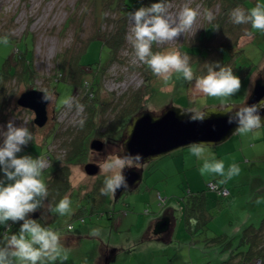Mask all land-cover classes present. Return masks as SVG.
Here are the masks:
<instances>
[{"label":"rangeland","instance_id":"1","mask_svg":"<svg viewBox=\"0 0 264 264\" xmlns=\"http://www.w3.org/2000/svg\"><path fill=\"white\" fill-rule=\"evenodd\" d=\"M93 1L96 5H93ZM135 1L125 0L128 4H133ZM168 2L173 18L177 17L180 9L185 5L196 9L199 15L191 31H187L177 40L163 45V51L178 50V46L182 43L186 44L185 49L190 48L188 45L196 43L201 29L207 24L204 16L205 12L210 11L214 15L219 13L218 0H213V3L207 4L205 0V3L203 0H169ZM242 2V7L244 6L245 10H250L256 4L264 5V0H242ZM95 8H97V13L94 11ZM206 8L208 10H205ZM100 11V0H0V34L7 33L10 36L9 38L6 35L0 36V38L6 36L9 40L7 45L0 43V68L3 67L6 59L12 60L15 57L14 53H16L17 49L22 53L25 51V56H28L29 59H31L29 56H32V65L36 73L32 85L53 94V89L55 91V99L47 105L48 121L42 127H38L33 123L32 111L17 105L16 99L26 89V84H21L14 79L9 84L11 86L10 94L8 93L7 96L9 103L7 107L10 112L5 120L0 121V126L4 125L8 120H12L17 126L27 127L32 133L33 139L18 156L30 154L34 158L39 156L40 153L47 151L51 135L48 137L46 135L52 133L53 126H56L57 129L53 133L52 142L48 145L50 152L44 155L50 163V167H47L46 173H53L58 167L68 174L69 181L66 191L62 193V198L67 196L71 201L70 211L67 214L61 216L55 212L53 209L59 200L52 203L47 198L43 207L35 213H31L30 217L37 219L42 226L55 230L59 234L61 245L64 252L67 253L68 259L66 261L57 260L55 261L56 263L97 264L100 250H104L103 245L115 243L127 244L128 240L134 241L135 234L144 230L151 217H154L152 213L163 209L158 205L157 195L160 193L163 198L167 197L168 199L169 197H173L172 202H174V215L176 218L174 239H178V244L181 246L190 245V247L198 249L199 259L203 260L202 262H209L191 263L190 257L186 256V248L182 247L180 251L181 253L185 251V263L178 264H231L214 263L218 262L217 259L222 254H226L223 256V260L229 255V251L223 250L221 247L224 240H230L233 234V225L236 223L234 221L233 224L229 225L228 219L224 217L225 213L229 212L228 199L230 197L226 198L224 196L226 198V200L223 199L225 201L224 204L222 205L220 201V205H218L214 191H208L206 192V196L202 198L206 200L204 206L199 205L200 203H193L197 199L201 200L199 192L203 186L191 184V174L193 172L189 165L196 164V162H192L190 156L185 159L186 166L183 168L178 154L180 148L163 155L150 164H142L141 166L145 165V167L138 186L123 190L120 195L116 192L115 196L111 194L102 195L100 189L103 187L106 175H108L103 171L102 166L104 161L116 155H121V147L117 141H115V144L112 142L107 143L108 145H105L99 152L94 151L89 146L91 138L97 132L93 129L85 140L84 147L80 148V151L73 156L68 155L69 149L73 145L70 144L71 139L66 137V135L72 129L74 125L73 121L78 120L80 117L77 116L75 109L68 111L62 106V100L70 95L72 88L62 78H55V74L59 73L57 66L63 59L62 55L65 57L69 55L74 58L75 55H78V51L83 49L85 41L95 35L98 25L102 29L107 26L108 17L113 14L105 9L103 11L104 20L100 23ZM96 15L97 17L99 16V19L95 18ZM125 27L128 36L131 29L128 17ZM211 28H213L212 25L211 27H207V31H203L199 36L204 40L202 41L203 44L200 43L199 50L209 40L212 42L210 47L212 45L216 47L215 44L221 41L220 36H214L212 39L209 37L212 34ZM248 29L252 33L251 36L246 35V32H249ZM246 32L240 38V48L233 56H230L232 54L231 49H229L230 47H218L220 50L219 55H223L225 62L230 57V62L227 63L226 67L231 68L234 74L242 81L240 92L230 98L229 101L234 106L245 101L250 87L255 84L260 76H264V33L252 29L250 25L249 27L247 25ZM125 42L126 46L123 44L121 46L122 49L120 48L118 51V55H121L120 58L108 64L104 72H100V96L104 99L108 96L112 101H116L117 97L121 95H124L126 99L130 92L139 90L143 86L144 78L139 69L130 68L134 63L137 66L140 63L135 61L131 51V44L127 38ZM99 45L98 39H88L85 50L82 52L81 60L87 62L88 60L97 61L99 59L102 63L107 53ZM29 49L32 51H28ZM207 53V48L205 47L201 53L202 57H205ZM209 57H212V53H210ZM122 60L123 62H121ZM213 61V59H209L208 64ZM190 64L196 76H198V73H205L207 71L206 65L198 69L195 64L191 62ZM85 69L90 70V68ZM192 85L193 83L186 82L182 78L178 79L177 75H174L168 84H165L156 76L152 77L148 86L149 95H146L144 98H148V101L147 103L143 102L142 106L146 105L148 111L158 114L170 104L194 111L201 110L203 107L220 104V101L215 98L205 97L202 94L194 95ZM82 90L83 88L81 90H77L76 88L73 92L72 97L75 101L77 97L76 93ZM84 90L87 91V86H84ZM124 102L125 100H123ZM52 107L54 110L61 108L53 112ZM121 128L116 130L115 133L118 132V134H114L115 137L119 136ZM2 131L3 129L0 127V132ZM263 131L262 137H264ZM97 134L102 136L108 133L106 134V130L101 128V131L99 130ZM122 138L120 137V139ZM0 140H2V136H0ZM258 147L259 145L256 144L255 148H250V156L253 152L257 156L256 159L250 157L252 163L248 165V169L246 163L242 161L237 163L240 172L229 179V183L232 182L234 184L240 181H248L255 171L264 174V155L262 156V152L257 150ZM69 156L70 158H68ZM242 160L245 159L242 158ZM92 162L98 164L99 170L97 173L91 175L85 172L84 167L87 163ZM158 164L164 170L161 171L164 177L166 176L168 179L158 180L160 177H163L159 172L156 173V177L153 179L154 168ZM228 166L225 165L226 171ZM148 171H151V173L149 174ZM57 174L59 173L56 172L55 175ZM48 175L46 174L47 177ZM2 177L3 174L0 173V178ZM217 179L222 180L220 177H217ZM48 181L51 180L49 179ZM54 181H51V183L55 184L56 182ZM250 182L254 183L253 178H251ZM152 185H154L153 189L151 188ZM192 187L195 188L192 189L195 191L190 190ZM236 190L237 193L234 194L233 198L237 201L235 212L238 214V217L244 218L243 212L249 209L255 213L252 221L257 222L254 218L264 214V191L261 193L255 191V195L246 196L247 191L244 188L240 190L238 187ZM256 192L258 193L257 195ZM193 197H196V199L193 200ZM80 206H84L86 210L78 213L84 218V221L80 220L81 217L75 211V208H80ZM144 210L148 212H144ZM205 215L206 218H204ZM68 224H71L73 229L67 228ZM189 226L192 228L196 227L191 232L192 234L197 233L195 238L189 233ZM12 228L13 230H19V223L15 227L12 226ZM93 228L101 229L99 237L90 234ZM204 231H207L209 238H205L206 233ZM15 232L18 231L16 230ZM224 232L227 234L225 239ZM217 238L220 239L216 240ZM237 239L238 237L231 239L233 240V246L237 242ZM206 240L210 241L212 245L207 247L202 246ZM194 244H198L203 251H199L198 246ZM156 251L158 250L153 249L148 252L147 248L141 249L136 244L132 248V251L120 252L117 261L111 264H169L163 263V255H161L163 253L158 254ZM152 253H154V256L151 259ZM192 257L196 261L198 258L197 253L193 254ZM55 262H52V264H55ZM99 262L100 264L103 263V259Z\"/></svg>","mask_w":264,"mask_h":264},{"label":"clouds","instance_id":"2","mask_svg":"<svg viewBox=\"0 0 264 264\" xmlns=\"http://www.w3.org/2000/svg\"><path fill=\"white\" fill-rule=\"evenodd\" d=\"M127 15L131 24L127 39L132 46L135 61L146 65L165 84L177 75L178 79L193 83L194 89L203 96L219 100V110H212L211 114L226 116L227 123L236 124L237 133L247 134L261 127L260 112L264 110V97L250 105L245 103L239 108L229 102L242 87L241 79L231 68L214 61L209 64L205 75L196 76L189 55L182 54L177 49L153 51V45L163 46L191 31L199 15L196 9L185 5L177 17L173 18L168 0H158L149 6L142 5ZM204 16L209 23L216 19L210 11H206ZM230 19L234 24H247L264 33V5L256 4L250 10L236 7L230 12ZM216 29H219L218 25L215 26L214 30ZM246 35L251 36L252 33L246 32ZM0 43L7 45L9 40L5 36L0 38ZM54 99L53 93L44 91L42 101L49 103ZM61 103L68 111L75 109L80 118L74 120L73 124L83 128L86 123L83 115L85 106L71 96L65 97ZM209 114L208 110L197 112L191 115V119L203 121ZM0 127L3 129L0 132V173L3 174L0 178V225L5 229L0 234V264H52L57 260L66 261L68 256L63 250L57 231L42 226L37 219L30 217L31 213L43 207L48 198L49 191L41 175L45 168L50 167V163L45 156H18L33 139L27 127L17 126L12 120ZM124 143H127L126 139ZM210 147V144L204 143H193L189 146L191 154L203 161L200 169L202 175L214 173L224 178L221 183H226L239 174L240 168L236 163L229 165L225 171L224 161L217 160L208 151ZM142 159L139 153L127 152L106 159L102 167L108 175L100 189L101 194L115 196L117 190H127L129 186L123 170L141 165ZM70 206L71 201L65 196L53 210L64 216L70 211ZM17 223L18 232H12V225ZM90 234L99 237L101 229L93 228Z\"/></svg>","mask_w":264,"mask_h":264},{"label":"trees","instance_id":"3","mask_svg":"<svg viewBox=\"0 0 264 264\" xmlns=\"http://www.w3.org/2000/svg\"><path fill=\"white\" fill-rule=\"evenodd\" d=\"M155 2H158V0H136L133 4H128L125 2V0H100V23L104 20L105 16H103V11L105 9L111 12V14L113 15L108 17V21L106 22L107 26L102 29V27L98 25L96 27L97 31L95 35L91 36L88 39H98L100 48H104L106 50L107 55L105 60L102 63L99 59L97 61L88 60L87 62L81 60L82 52L85 50L88 39L86 41L84 40L85 44L83 46V49L81 51L79 50L78 55H75L74 58L73 56L71 57L69 55L66 56L68 57L66 58L64 55H62L63 59L57 66V68H59V73L55 74V78L60 77L71 85L72 91L69 95L71 97L76 88L77 90H81V88H83L82 91L76 93L77 97L75 99L85 106L83 115L86 117V123L83 128H80L77 125H73L72 129L69 130L68 134L66 135V137H69L71 139L70 144L73 145V147L69 149L68 155L73 156L80 151V148L84 147V142L93 129L97 131L95 132V134L98 133L99 130L101 131V128H104L106 130V133H113L118 128L123 127L132 114L136 113L138 110H142L145 108L146 105L142 106V103H147L148 101V98H144L146 95H149V81L152 77H155V75L146 65H143L139 62V66L134 63V65L130 67L131 69H139L140 73L143 75L144 82L143 86L139 90L137 89L130 92L126 99L124 95L118 96L116 101H112V99L108 96L105 97V99L102 98V96H100L101 84L99 81L101 75L100 72H104L106 66L111 62L117 61L121 56L118 55L119 49L123 44H125L126 46L125 39L127 38V34L125 25L128 17L127 14L131 11L136 10L142 5L149 6L151 3ZM205 2L206 4L211 2L213 3V0H205ZM218 3L219 13L215 15L216 19L211 23L207 21V24L203 29H201L199 33L200 36L203 31H207V27H211L212 25V34L209 37L212 39L214 36H220L221 38V41L215 44L216 47H214V45H212V47L214 48L210 47L212 42L211 40H209L208 42L204 43V45L201 46L202 49L200 48L199 50L198 48L200 46V43L204 41L199 36L197 37L196 43L194 42L192 45H188L190 48L185 49L186 44L184 45V43L178 46V50L182 54L189 55L191 58L190 62L195 64L198 69L206 65V70H208L209 59L218 61L221 66L226 67L227 63L230 62V57L226 60L227 62H225L223 60V55H219L220 50L218 49V47H230L229 49H231L232 51V54L230 56H233V54H235V52H237L240 48L239 40L243 36V34H245L247 29V24L237 25L232 23L230 19V12L236 7H242V0H218ZM93 5H96L95 2L93 3ZM96 9L97 8L94 9L95 13H97ZM205 10L208 9L206 8ZM95 18L99 19V16L97 17L96 15ZM217 25L219 26V29L214 30L215 26ZM4 35L8 36V38L10 37L7 33L0 34V36ZM205 47L207 48L208 56L206 55L205 57H202L201 53L203 52V49ZM28 51L32 50L29 49ZM131 51L133 53V49ZM153 51H163L162 46L153 45ZM24 52L25 51H23L22 53L17 49L16 53H14L15 57L12 60L6 59L3 67L0 68V121L5 120L8 117V113L10 112L8 111L9 109L7 107L9 104L7 96L8 93L10 94L11 87L9 86V84L14 79H16L17 82L19 81V83L21 84H26L25 88L27 89L29 86H32V82L34 80V77L36 76L35 70L32 65V56H29L31 57V59H29L28 56H25ZM210 53H212V57H209ZM121 62H123V60ZM85 68H90V70H86ZM206 73L207 71L205 73H198L197 75L202 76ZM84 86H87V91L84 90ZM53 92L55 96L54 89ZM123 100H125L124 103ZM60 108H56V110H54V108L52 107V110L56 112ZM53 128V132L46 135L47 137L51 135V141L48 142V145L52 142L53 133L57 129L56 126H53ZM48 145L47 151L45 153H40L39 156L49 154L50 151L48 149ZM70 150L73 154L70 153ZM70 156L68 158H70ZM46 170L47 168L42 172L41 179L45 182L47 188L49 189L48 198L50 202L55 203L56 201L62 199V193L66 191V188L69 184L68 174H66L63 169L61 170L58 167L54 170L53 173H46ZM56 172H58L59 174L55 175ZM46 174H49L48 177L46 176ZM48 178L51 181L55 180L54 182L56 183H51V181L47 182V180H49ZM209 181L214 182L219 187H224L223 185H221L217 178H213ZM209 181H207V183ZM207 183L205 188L199 192L200 194L211 191L208 188ZM226 190L228 194V189L226 188ZM226 195L217 194V196L219 197H223ZM160 197L163 198L161 194L158 193V205L162 207L165 203V198L161 200ZM218 201L220 200L218 199ZM75 211L78 214L79 212L81 213L82 211L86 210L84 209V206H80V208L76 207ZM79 217L81 216L79 215ZM80 220L84 221V218L81 217ZM15 225L12 226L15 227ZM67 228H72V225L68 224ZM4 230V227L0 225V234H2ZM16 230L18 231V229L13 230V228H11L12 232H15ZM231 239L232 237H230L229 241L224 240V243L226 245L230 244ZM238 241L239 239L237 240V243ZM242 245L244 246L243 249H241ZM236 256H241L242 260L251 261L253 262V264H255L256 260L259 259L262 262L261 264H264V215L258 226L248 225L243 229V236L241 237L239 243L236 245L235 250H231L228 259L221 263H231ZM55 264L59 263L55 262Z\"/></svg>","mask_w":264,"mask_h":264},{"label":"water","instance_id":"4","mask_svg":"<svg viewBox=\"0 0 264 264\" xmlns=\"http://www.w3.org/2000/svg\"><path fill=\"white\" fill-rule=\"evenodd\" d=\"M45 90L38 89L35 85L22 91L17 99L18 106L32 111L33 123L42 127L48 121L47 102L42 101V95ZM264 97V78L260 76L255 84L250 87V91L245 101L235 106L237 108L243 106L245 103L252 104L258 102ZM219 105L207 106L201 108L199 111L192 109H184L173 104L167 105L160 113L155 114L146 109V106L142 110H138L132 114L124 126L119 130V136L115 137L113 132L100 137L97 133L91 138L90 148L94 151H100L103 148L104 140L113 143L120 137H123L120 142L121 155L125 152L131 154L139 153L142 156V164L151 163L152 161L160 158L167 153L181 148L190 146L193 143H204L216 145L227 140L232 134L236 133V124L227 123V117L219 114H211L212 110H219ZM209 111L208 118L203 121H194L191 119V115L201 111ZM261 124H264V110L260 112ZM109 135V136H108ZM103 140H102V139ZM127 143H124V140ZM119 146V145H118ZM87 174H95L98 171V165L94 162L87 163L84 167ZM143 166L138 169L135 167L131 169L123 170V174L126 177L128 188H136L140 183L143 175ZM124 189L117 190V194L120 195ZM168 208L162 209V211L150 220H155L154 231H164L167 229V220L162 219L164 212ZM149 225L142 231L135 234L134 241H127V244H112L109 245L110 251L106 256L102 255L98 257V261L103 257V263L111 264L117 261L120 252L132 251L129 247L132 245H138L136 239H143L145 233L148 231ZM167 231V230H166ZM166 235V234H165ZM156 242V241H154ZM147 244L138 245L141 249L145 248ZM127 248V249H125ZM123 250V251H122ZM119 251V252H118ZM97 261V264H99Z\"/></svg>","mask_w":264,"mask_h":264},{"label":"crops","instance_id":"5","mask_svg":"<svg viewBox=\"0 0 264 264\" xmlns=\"http://www.w3.org/2000/svg\"><path fill=\"white\" fill-rule=\"evenodd\" d=\"M192 92H193L194 95L200 94L199 92H197L194 89L193 85H192ZM195 111H199V110H195ZM263 129H264V124H262L259 129L255 130L254 132H251V133L239 134V133L236 132V133L232 134L227 140H225V141H223V142H221L219 144L212 145L210 147V149H208V151L213 153L217 160H223L225 165H231L233 163L237 164V163H240L242 161L243 163L247 164V169H248V165L252 163L251 160H250V157H253L254 159H256V156H257L255 154V152H253L252 155L250 156V153H249L250 148L253 149V148H255V145L258 144L259 147L257 148V150L259 152H262V156L264 155V137H262ZM178 154L180 156V160L182 161L183 168L186 166L185 159L189 158L190 156H191L190 158H191L192 162H194V161L196 162V164L189 165L190 169L193 172L191 174V184H193L194 186H195V184H200V185L203 186L202 189H204L205 186H206L207 181H209V180H211L213 178L220 177V176H218V175H216L214 173H212V174H203L202 175L200 169L202 167L203 161L198 160L195 156H193L191 154L189 146L181 147L179 149V151H178ZM247 154H249V155H247ZM242 158H244L245 160H242ZM161 171H164L163 169H161V166L159 167V164L156 165L155 168H154V172H153V174H154L153 179L156 177V173L157 172H159V174L164 177V174ZM148 173L150 174L151 171H148ZM163 177H160V179H158V180L168 179V177H166V176L164 178ZM220 178L224 179L223 177H220ZM251 178H253L254 183L250 182ZM153 179H150V180H153ZM248 181L245 180L244 182L240 181V182L232 184V182L229 183L228 180H227L226 183H221L220 180H219L221 185H223L224 187H226L228 189V194L226 195V198L230 197L228 199V201H229L228 206H230V207H228L229 208V212H226L224 217L228 219L229 225L233 224L234 221L236 222L233 225L234 227L232 226L233 227V230H232L233 234H232L231 237H232V239L235 238V237H239L238 238L239 241H240L241 237L243 236V229L246 226H248V225L249 226L250 225L251 226H258L259 222L261 221V219H262V217L264 215V214H261L260 216L255 217L254 219H256L257 222H254V221H252V217L254 216L255 213L251 212L249 209H246L243 212V215L245 216L244 218H241V217L239 218L238 214L235 212V207L237 206L236 205L237 201H235L233 196H234L235 193H237L236 189L238 187L240 188V190L242 188H244L247 191L246 192L247 193L246 196H251V194L255 195V191H258V193H261V192L264 191V174H261L260 172L255 171L250 176ZM153 186L154 185H152L151 188ZM192 189H195V188H193V187L190 188V190H192ZM192 191H195V190H192ZM258 193L256 192V195ZM215 195H216V198H217V204H219V202L221 201L220 203H222V205H223L224 202H225L224 200H226V198H224V196L223 197H219V196H217L216 193H215ZM200 196H201V200L197 199L193 203H200L199 205L204 206L205 203H206V200L202 199V198H204L206 196V192L200 194ZM165 198H166L165 203L160 208H163V209H164V207L168 208L164 212V216L162 217V219H166L167 220V226H166L167 229H165L164 231H154V230H156L155 227H154L155 220H149V222H148V225H149L148 226L149 227L148 231L145 233V236H144L143 239H141V240L139 238L136 239L138 241L137 243H140L141 245L147 244L145 248H147L148 252L152 251L153 249H155V250H158V251H156L158 254L163 253V254H161V255H163V259H162L163 263H169V264L185 263L184 257L186 258V256L190 257L191 263H206V262L209 263L208 261L202 262L203 260L199 259L198 249L190 247V245H182L181 246L180 244H178L179 240L178 239H174V235H175L174 226L176 224V218H175V215H174V202H172L173 201L172 200L173 197H169L168 199H167V197H165ZM195 199H196V197H193V200H195ZM218 199L220 201H218ZM149 203L151 204L150 200H149ZM263 207H264V205H263ZM161 211L162 210L157 211V212L154 211L152 213V215L155 217ZM144 212H148V211L144 210ZM204 218H206V215H205ZM211 218H212V216H211ZM189 229H190L189 233L192 234L191 233L192 230L196 229V227L192 228L191 226H189ZM202 230H204V229H202ZM204 232L206 233V235H205L206 237L205 238H209V236L207 235V231H204ZM196 234L197 233H193L191 236L193 238H195ZM226 235H227L226 232H224V239L227 237ZM219 239L220 238H217L216 240H219ZM154 241H156V242H154ZM192 241L194 243V239ZM239 241H238V243H239ZM230 242L231 243L228 244V245H226L225 243L222 244V247H221L223 250H228L229 254H230L231 250L232 251L235 250V247L238 244L236 242L235 245L233 246V240H231ZM140 244H138V245H140ZM194 245L198 246L199 251L201 250V248L199 247L198 244H194ZM209 245L211 246L212 243L210 241L208 242V240H206L202 246L207 247ZM182 247L186 248V256L184 255L185 251H182V253L180 251V250H182ZM243 247L244 246L242 245L241 249H243ZM132 248L133 247H131L130 249H132ZM201 251H203V250H201ZM154 253L151 254V256H150L151 259L153 258ZM196 253L198 255V258L195 261L194 258L192 257V255L196 254ZM182 255H184V256L181 257ZM225 255L226 254H222L221 256H219V258L217 259L218 262H214V263H221V262L226 261L228 259L229 255L227 256V258H225L223 260V256H225ZM241 256H236L232 260L231 263L232 264H251V263H253L251 261L242 260ZM217 260H214V261H217Z\"/></svg>","mask_w":264,"mask_h":264},{"label":"flooded vegetation","instance_id":"6","mask_svg":"<svg viewBox=\"0 0 264 264\" xmlns=\"http://www.w3.org/2000/svg\"><path fill=\"white\" fill-rule=\"evenodd\" d=\"M263 78H264V76H263ZM54 112V111H53ZM107 134V133H106ZM109 134V133H108ZM102 135V134H101ZM105 135V134H104ZM104 135H102V136H104ZM102 136H100V137H102ZM102 139V138H101ZM103 140V139H102ZM117 141V143L120 145V142H121V139H120V141H118V140H116ZM112 143H113V141H111ZM108 143V141L107 142H105V140H104V143H103V148L105 147V145H108L107 144ZM114 144H115V142H114ZM102 148V149H103ZM102 149H100V151L102 150ZM99 152V151H98ZM120 153H121V151H120ZM98 165V164H97ZM142 165V164H141ZM141 165H139V166H136L135 168L136 169H138ZM143 167H145V165H143ZM85 170V169H84ZM98 170H99V166H98ZM86 172V171H85ZM98 172V171H97ZM131 247H135V245H132ZM131 247H129V248H131ZM103 251L102 250H100V251H102V255L103 256H106L107 254L109 255V251H110V247H109V244H105V245H103ZM119 252V251H118ZM106 257H109V256H106ZM103 258L101 257L100 258V260H102ZM99 260V261H100ZM98 261V263L100 264V262Z\"/></svg>","mask_w":264,"mask_h":264},{"label":"built area","instance_id":"7","mask_svg":"<svg viewBox=\"0 0 264 264\" xmlns=\"http://www.w3.org/2000/svg\"><path fill=\"white\" fill-rule=\"evenodd\" d=\"M207 186L208 188L211 190V191H215L217 194H220V195H226L227 194V190L226 188L224 187H219L218 185H216L214 182L212 181H209L207 183ZM161 198V197H160ZM161 200H163V198H161ZM261 260H256L255 264H261Z\"/></svg>","mask_w":264,"mask_h":264}]
</instances>
